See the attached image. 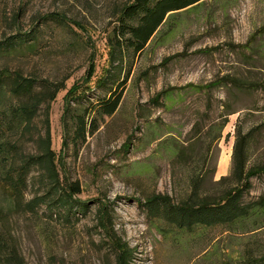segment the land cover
<instances>
[{
    "label": "rangeland",
    "instance_id": "obj_1",
    "mask_svg": "<svg viewBox=\"0 0 264 264\" xmlns=\"http://www.w3.org/2000/svg\"><path fill=\"white\" fill-rule=\"evenodd\" d=\"M128 1L0 0V39L36 30L29 45L0 49V77L6 75L0 78V141L35 153L48 115L59 171L77 182L75 197L87 202L85 212L69 220L44 207L29 212L12 206L0 175V231L23 264H115L117 242L130 250L129 264L257 259L264 255V211L233 228L183 229L152 216L144 202L159 194L179 202L196 179L202 195H220L226 183L218 181L230 173L237 128L251 131L248 165L264 162V0H204L175 13L128 59L117 110L97 116V129L74 147L62 138L64 108H89L101 93L94 85L107 66L108 37ZM14 72L63 87L21 132L8 126L7 112L22 100L6 79ZM80 89L89 90L73 101ZM163 89L171 98L159 99ZM222 103L236 111L224 127ZM37 176L32 169L22 203L39 191ZM249 185L244 199L264 201V173L251 176ZM98 206L109 217H97Z\"/></svg>",
    "mask_w": 264,
    "mask_h": 264
},
{
    "label": "trees",
    "instance_id": "obj_2",
    "mask_svg": "<svg viewBox=\"0 0 264 264\" xmlns=\"http://www.w3.org/2000/svg\"><path fill=\"white\" fill-rule=\"evenodd\" d=\"M204 0H130L122 5L116 14V23L108 37L109 55L103 74L96 80L95 87L101 93L91 101L89 108L74 111L72 105L66 104L62 114V138L78 147L85 142L86 134L97 129V116H110L118 108L124 85L130 74L131 64L127 61L137 53L142 52L163 25L170 23L175 13L193 8ZM36 30L29 32L17 31L0 39L1 50H14L29 45L36 38ZM3 75L0 78H4ZM5 79V78H4ZM10 91L22 100L7 112L10 130H28L37 110L41 105L48 109L50 102L63 88L48 86L46 81H38L33 77H25L14 72L7 75ZM2 80V79H1ZM40 86V91L35 87ZM240 87H247L239 84ZM91 89L92 87H88ZM74 93L72 100L79 101L87 90ZM71 90V88L69 89ZM264 93V86L262 87ZM169 90L159 91V99L171 98ZM222 110L220 127L228 122V115L236 112L226 108ZM47 113V112H46ZM48 114V113H47ZM46 114V115H47ZM93 114L95 118L88 119ZM4 121L0 118V123ZM45 128L38 133L35 153H22L17 145L10 141H0L1 176L10 194L13 207L25 208L35 212L44 207L49 214L58 215L64 220L75 216L76 212L84 213L87 202L80 201L75 196L80 192L77 182H71L62 176L58 168V156L53 147V138L49 127L48 115L45 118ZM6 126V124H5ZM196 127V125H195ZM194 127V128H195ZM199 128V132L201 131ZM236 138L232 147L231 170L228 175L221 176L218 183L225 182V188L220 195L209 197L202 195L198 189L197 180H193L192 188L186 198L173 202L166 195L148 197L144 206L152 216L163 218L167 223L183 229H193L197 226H225L233 228L244 220L257 216L264 211L263 200H245L248 191L249 178L254 174L264 173V162L248 165L247 148L251 142V131L242 132L237 128ZM62 141V142H63ZM32 169L38 172L37 185L39 191L25 203L24 189ZM97 207V217H109L108 209ZM102 214V215H101ZM102 221V220H101ZM115 264H129L130 250L118 242L113 248ZM0 264H23L21 257L9 246L0 231ZM244 264H264V255L257 259H248Z\"/></svg>",
    "mask_w": 264,
    "mask_h": 264
}]
</instances>
